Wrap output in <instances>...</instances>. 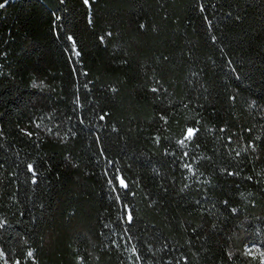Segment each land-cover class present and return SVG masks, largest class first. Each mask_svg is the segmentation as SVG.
Returning a JSON list of instances; mask_svg holds the SVG:
<instances>
[{"label":"trees","instance_id":"16d2710c","mask_svg":"<svg viewBox=\"0 0 264 264\" xmlns=\"http://www.w3.org/2000/svg\"><path fill=\"white\" fill-rule=\"evenodd\" d=\"M0 4V264H264V0Z\"/></svg>","mask_w":264,"mask_h":264},{"label":"snow or ice","instance_id":"6c2138e0","mask_svg":"<svg viewBox=\"0 0 264 264\" xmlns=\"http://www.w3.org/2000/svg\"><path fill=\"white\" fill-rule=\"evenodd\" d=\"M85 2L87 3V0H85ZM0 7H3V5L0 4ZM57 19H59V17ZM68 39H71V37H69ZM76 55H79V53L77 52ZM194 135H195V130L192 129V128H189V129H187V132H186V135H185V139H191ZM180 143L183 144L184 141L181 140ZM121 184H123V181H121ZM28 255L31 256L32 253L29 252Z\"/></svg>","mask_w":264,"mask_h":264}]
</instances>
